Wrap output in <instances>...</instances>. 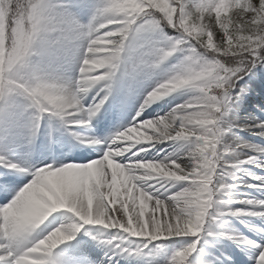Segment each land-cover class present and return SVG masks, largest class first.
Instances as JSON below:
<instances>
[{"label":"snow or ice","instance_id":"1","mask_svg":"<svg viewBox=\"0 0 264 264\" xmlns=\"http://www.w3.org/2000/svg\"><path fill=\"white\" fill-rule=\"evenodd\" d=\"M139 2L141 9L132 11L126 0H101L88 24L71 20L68 27L60 22L64 9L54 3L47 5L51 30L42 40L47 38L48 43L57 46L69 31L76 39L84 40L76 86L79 88L85 79L100 86L98 99L90 106L76 103L57 111L41 99L44 90L57 84L39 77L32 84L21 75L28 63L32 36L21 44L15 40L21 24L31 23L38 31L40 9L33 7L35 0H23L20 5L0 0V34L8 39L9 48L0 70V122L9 131L28 116L32 118L33 135L45 115L60 118L71 127L88 126L110 99L125 53L133 60L134 72L159 68L177 53L183 54L173 74L150 92L152 97L150 93L146 96L131 126L100 149V158L83 165H45L30 173L20 169L34 178L6 206H0V264H86L53 254L58 246L74 240L91 225L115 230L113 238L100 240L114 251L109 264L117 255L141 256L149 244L162 251L165 245L159 242L183 237H191L192 241L177 250L169 264H191L189 257L198 251L201 240L211 245L210 238L217 235L258 249L257 264H264V241L257 243L211 230V225L228 215L264 218V199H240L239 203L250 206L246 209H232L226 202L238 187L237 171H243L245 165L264 168V145L238 137L229 141L237 128L264 137V120L254 118L240 124L230 118L249 91V85L241 81L258 64H264V0ZM14 7L19 11L10 20ZM166 28L176 35H168ZM102 58H111V62ZM97 62L101 66L89 70ZM168 80L178 85L170 94L189 89L193 95L164 116L143 120L146 108L160 100L155 90ZM88 92L85 89L80 95ZM17 97L26 101L23 111L18 110ZM141 133L147 139L138 142L136 137ZM77 139L101 144L95 138ZM168 142L185 144L162 160L145 157L144 153L157 144ZM0 166L19 168L2 155ZM245 176L248 179H240L241 186L264 190V176L251 172H245ZM204 184L206 190L198 193L202 207L194 218L188 197ZM14 186L12 178L0 181V192L8 193ZM58 209L73 214V222L56 224L55 218L49 221ZM42 226L46 234L29 240ZM248 226L264 234V228ZM56 230L61 233L59 238L52 237ZM131 238H139L142 246L126 245ZM201 264L212 262L203 260Z\"/></svg>","mask_w":264,"mask_h":264},{"label":"rangeland","instance_id":"2","mask_svg":"<svg viewBox=\"0 0 264 264\" xmlns=\"http://www.w3.org/2000/svg\"><path fill=\"white\" fill-rule=\"evenodd\" d=\"M50 2L64 9V14H62L60 17V22L65 27H68L71 20H75L84 25L88 24L95 12L96 7L101 3V0H50ZM84 47L85 41L82 39H76L75 34L71 31L67 33L66 39L57 46H53L48 43L47 38L45 40H41L35 45L33 49V55L28 59V63L22 69L21 75L28 78L39 77L51 83L75 86L80 75L79 67L81 58L84 54ZM182 56V53H177L159 68H148L144 69L143 71L134 72L132 58L129 57L128 53L124 54L121 69L117 73V76L115 78L110 99L103 106L97 116L92 120L90 124L92 125V127L90 128V125H88V127L90 128L89 132L91 134H88L85 138H95L101 141V144L96 145L99 153H101L100 149L104 146V144H107V142H105L107 139L115 138L118 133L131 126V124L137 119L139 108L146 99V96L159 83L163 82L173 74L175 67L181 61ZM251 76L255 81V91H257L258 95L254 93L252 94L256 97L263 96L261 101L264 103V80L261 79V72H258V70L255 69L251 73ZM247 78L248 77L241 81V83L243 84L247 82ZM99 87V85L93 86L85 95V99L83 101L85 106H90L95 102L96 99H98L96 93L97 91H99ZM101 95H103V93H101ZM192 95L193 92L191 90L182 89L173 94H170L167 97L155 101L146 108L142 115V119L148 120L155 119L158 116H164L177 105L186 102ZM165 98H167L166 100H168L169 102L165 100L166 102L163 103L164 106H161L158 110H153L155 103H158L159 101L161 102ZM245 98L246 97L244 96V98L240 100L241 104ZM240 102L231 113L230 118L233 121L244 124L251 122V120L254 118L264 120V110H262L261 105H258L256 107L254 106L255 111H248L250 108L248 110H244V106H242ZM16 104L18 106V110L23 111L26 101L23 97H17ZM148 111L150 112L148 113ZM100 115L102 116V119L97 120ZM104 116H106V118H103ZM105 120H107V123H110L111 120H115V126L107 130L105 127H103ZM62 122L63 121L60 118L45 115L44 118L39 121V127L36 130L35 135L32 134L31 116H28L22 122L15 123L11 127L10 131L2 122H0V155L5 156L7 159L19 165L18 169H9L0 166V181L12 178L16 184L19 176L26 175L25 178H27V176L29 177L25 181H21V179H18L21 184L15 185L14 188L9 191V202L14 198L16 194H18L20 190L27 186L28 180L30 183L34 178L31 174H29L31 171L38 170L45 165L61 167L67 164H71L75 161H84L88 155L85 150V145L89 144L90 146L94 147L90 140L81 142L77 139V136L86 135L83 134L84 132H76L77 129H82L83 126H77L74 127L75 129H73V127L66 125L69 129L67 131L64 127V122ZM96 122H98V126H95ZM96 129L104 133L98 135L96 133ZM254 135L255 134L251 131H242L237 128L234 129V135L229 137V141L231 142V140L238 137L242 141L264 145V137L256 135L259 138L257 139L253 137ZM184 144L185 142H168L164 144H157L155 147L151 148L150 151L144 153V155L147 159L162 160L165 156L181 148V146ZM46 161L50 162L46 163ZM52 162H55L56 165H54ZM20 169H28L29 173L23 172ZM263 170L264 168H260L255 165H245L243 171L236 172V176L240 179H248L245 176V172H251L255 175L261 176V171ZM240 179H238L237 181L240 182ZM248 182L254 183V181L251 180H248ZM244 187V189L247 190L245 191V196H247L248 198L264 197V190L246 186ZM240 189L241 186L237 188V190ZM173 191H175V189H173ZM258 193H260V195H255ZM236 194L237 192L234 191V194L231 197L226 198V202L228 205H234V203L240 200V198H238ZM234 206L237 207V205ZM61 210L66 209H58L51 216ZM72 216L73 214L69 213V216L63 217L64 220L63 222H61V224H69L73 222ZM241 217L244 218V222L242 224L247 227H249L248 225H255L256 227L264 228V223L261 224L262 226H259L256 223V220L253 219L255 218L254 216L244 215ZM85 227L91 228L95 231H102L101 229H105L104 226L101 225H91ZM237 228L238 224L231 218H229V216H225L222 221H218L216 224L211 225V230L214 232L217 230L231 229L232 233L237 234ZM43 229L44 228L42 226L41 229H38L37 232L29 237V240H35L43 237L46 233L45 230L42 231ZM111 232L115 236V230H111ZM257 233L259 232L253 229L251 234L254 238H257L256 235L259 236ZM102 234L104 235L103 231ZM138 240L140 239L131 238L130 241H127L131 244L132 247L142 246L141 240L137 242ZM185 240L188 241L186 242ZM248 240L253 241L252 239ZM191 241V237L163 240L159 242L165 245V248L162 251L156 250L154 245L149 244L147 248H144V257L149 259L146 264H169V261L171 260L175 252L186 247V245ZM168 242L175 243L166 245V243ZM200 244L202 245V242H200ZM247 253V264H257L259 250L250 246V249H247V252L246 249H244L242 255L246 256ZM62 255L65 256L67 254L62 253ZM189 259L191 261V264H201V261L203 260H210L212 264H216L217 262L211 257L208 258L201 255L198 257H194V253L189 257ZM227 260H229L228 255L226 256V259L222 262H219V264H229ZM66 261L86 262V264H91V262L85 260L81 255H78L74 259L68 258Z\"/></svg>","mask_w":264,"mask_h":264},{"label":"clouds","instance_id":"3","mask_svg":"<svg viewBox=\"0 0 264 264\" xmlns=\"http://www.w3.org/2000/svg\"><path fill=\"white\" fill-rule=\"evenodd\" d=\"M14 5H20L23 0H9ZM128 3V6L132 11H136L138 9H141V4L139 0H126ZM152 2H155V0H152ZM51 2L50 0H35V4L33 7L39 8V27L38 31L34 29V25L31 23H24L21 24L18 30V33L16 34L15 40L17 44L24 43L29 36H32L31 41L29 42V55L28 59L33 55V49L35 45L41 41L45 35L51 30V20L48 16L47 12V5H49ZM4 10L7 12L8 9V2L4 4ZM19 11V7H14L11 9L12 15L9 17L11 20L13 17L16 16L17 12ZM209 41H211V35L209 34ZM8 39L3 36V34H0V70L3 69V66L6 61V53L8 52ZM92 49L89 48V51ZM107 62H111V58H102ZM87 63V61H86ZM101 66L99 62L94 63L90 65L89 70L95 69L97 67ZM83 71V69H81ZM25 79L29 83H36L37 81L34 78H28L25 77ZM94 85L91 82V79H85L81 81V86L78 88L76 85H64V84H57V87L46 89L43 92V95L41 97L42 101L50 105L54 110L57 111H64L69 107L74 106L76 103H83L85 96L80 95L81 92H83L85 89L88 91L93 87ZM177 83L173 80L165 81V83L161 84L158 89L155 90V97L157 99H162L166 96H168L172 91H174L177 87ZM150 97L153 96L152 93L149 94ZM152 127H156V125L152 121L147 122ZM138 142L144 141L147 139L146 134L141 133L137 135L136 137ZM207 185L204 184L203 186H198L197 189L190 193L188 199H189V207L192 212L193 217L195 218L202 205L198 202V193L203 192L206 190ZM61 235L59 230H56L52 233V237L59 238Z\"/></svg>","mask_w":264,"mask_h":264},{"label":"bare ground","instance_id":"4","mask_svg":"<svg viewBox=\"0 0 264 264\" xmlns=\"http://www.w3.org/2000/svg\"><path fill=\"white\" fill-rule=\"evenodd\" d=\"M248 85H249V89L252 87V85H253V79L250 77L249 78V81L248 82H246ZM249 96H251L250 94H248ZM167 98H165L163 101H161L160 102V104L158 105V106H155L154 107V110H156V109H158L159 107H161V106H164L163 105V103L165 102V100H166ZM166 101H168V100H166ZM169 102V101H168ZM143 118V117H142ZM145 118H147V117H145ZM144 118V119H145ZM116 121L114 120L113 121V123H115ZM73 129H75L74 127H73ZM89 127L88 126H83L82 127V129L80 128V129H77V131L76 132H78V133H83V134H86V135H84L83 137H86L88 134H91L90 132H89ZM89 145V144H88ZM96 149H97V147H96V145H94V144H92ZM90 146V145H89ZM90 147H92V146H90ZM93 147V148H94ZM93 153H91V154H89V157H87L88 159L87 160H85L84 162H82L80 165H83V164H87V163H89V162H91L92 160H95V159H97V157H99V156H101V155H95V152H94V150L92 151ZM25 180H27V179H25ZM28 183H29V180H28ZM64 212H67L68 213V211L67 210H64ZM64 220V218L63 217H58L56 220H55V223L56 224H61V222ZM49 221H51V219L49 220ZM86 227H85V229L84 230H82L77 236H76V238H80V237H83L82 238V241H85V244H83L82 246H87L86 244L88 243V242H90V240H89V238H92V236L91 235H89L88 233L87 234H84L85 232H86ZM88 232H91L93 235H95V236H98L99 237V239H93L92 238V240H94L96 243H99V248H103V246L102 245H100V244H103V243H101L100 242V240H106V235H103V236H101L98 232H96V231H93V230H91V229H88ZM84 234V235H83ZM75 238V239H76ZM74 240H72V241H69V242H65L64 244H62V247H65V246H68L69 244H71V242H73ZM78 241V240H77ZM89 245H90V243H89ZM105 253H107V251H105ZM113 256V254H110L109 255V257H112ZM122 256H118V257H116V258H121ZM133 256H129L128 257V259L130 260L131 258H132Z\"/></svg>","mask_w":264,"mask_h":264},{"label":"trees","instance_id":"5","mask_svg":"<svg viewBox=\"0 0 264 264\" xmlns=\"http://www.w3.org/2000/svg\"><path fill=\"white\" fill-rule=\"evenodd\" d=\"M229 14H230V13H229ZM165 32H167L168 35H171V36H175V35H176V33H175L172 29H170V28H166V29H165Z\"/></svg>","mask_w":264,"mask_h":264}]
</instances>
